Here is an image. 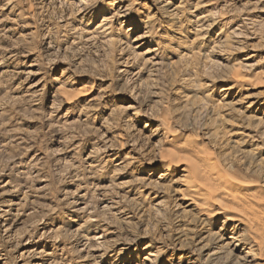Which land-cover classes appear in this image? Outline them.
<instances>
[{"label":"rangeland","instance_id":"rangeland-1","mask_svg":"<svg viewBox=\"0 0 264 264\" xmlns=\"http://www.w3.org/2000/svg\"><path fill=\"white\" fill-rule=\"evenodd\" d=\"M190 133L264 223V0H0V264H264L165 168Z\"/></svg>","mask_w":264,"mask_h":264},{"label":"bare ground","instance_id":"bare-ground-1","mask_svg":"<svg viewBox=\"0 0 264 264\" xmlns=\"http://www.w3.org/2000/svg\"><path fill=\"white\" fill-rule=\"evenodd\" d=\"M191 133L186 134L184 139L179 141L178 148L181 153H172L171 157L164 161L167 164L165 168L176 164L183 171L181 179L183 191H189L199 200V209L208 213L207 217L224 214L231 221L241 222L242 218L239 216L228 215L233 210H239L243 216H248V220H251V228L264 224L260 221L261 217L253 213L249 203L255 196L253 186L248 181L238 179L228 169L215 162L207 145L198 141V135ZM165 135L174 136L168 125L165 128ZM236 241L238 242L235 246L240 240L236 239ZM241 242L244 244L245 240L241 239Z\"/></svg>","mask_w":264,"mask_h":264}]
</instances>
